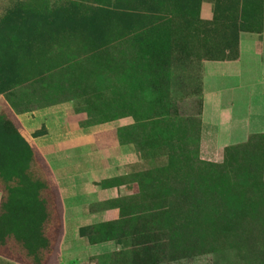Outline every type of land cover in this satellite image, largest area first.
I'll return each instance as SVG.
<instances>
[{"label":"rangeland","instance_id":"1","mask_svg":"<svg viewBox=\"0 0 264 264\" xmlns=\"http://www.w3.org/2000/svg\"><path fill=\"white\" fill-rule=\"evenodd\" d=\"M263 33L264 0H0L2 211L36 223L29 256L56 253L60 216L19 116L51 108L135 151L104 264H264V133L206 149L200 121L202 62Z\"/></svg>","mask_w":264,"mask_h":264},{"label":"crops","instance_id":"2","mask_svg":"<svg viewBox=\"0 0 264 264\" xmlns=\"http://www.w3.org/2000/svg\"><path fill=\"white\" fill-rule=\"evenodd\" d=\"M263 48L264 33L256 34L239 40L237 59L202 62L204 148L222 151L264 133ZM19 121L46 165L49 186L56 191L61 233L55 254H27L21 261L5 255L20 250L9 236L0 235V264H104L118 247L95 234L105 221L102 205L128 195L123 179L137 161L135 151L130 145L106 143L112 124L80 128L68 121L63 110H36L20 115ZM211 133L212 139L207 138ZM2 201L0 192L3 230L9 219L2 215ZM47 206L48 201L42 203L45 212ZM15 222L18 229L30 224L23 216Z\"/></svg>","mask_w":264,"mask_h":264},{"label":"trees","instance_id":"3","mask_svg":"<svg viewBox=\"0 0 264 264\" xmlns=\"http://www.w3.org/2000/svg\"><path fill=\"white\" fill-rule=\"evenodd\" d=\"M237 58H235V59H237ZM2 203H3V201H2ZM1 208H2V206H1ZM11 212H13V210ZM3 214L4 213L2 211V215ZM12 220H13V224H12L13 226L9 225L8 223H5L3 230H2L3 226H0V235L8 236V234L6 233L7 230H8V232L9 231H15V233L17 234V237L16 238L12 237V242H14L16 244V246H18L20 252H18L17 254L5 253V255L8 256L9 258L14 259V260H20L21 261L22 259H25V256H28L27 254L31 253L30 244L32 245V243L34 242L35 239L32 238L30 240V238L34 235V230L36 228V226H35L36 223L34 221H31V220H28V221L26 220V222H29L30 224L29 225L26 224L24 226L25 228L21 227V229H18V228H16L15 219H12ZM9 235L11 236V234H9ZM26 264H30V263H26Z\"/></svg>","mask_w":264,"mask_h":264}]
</instances>
